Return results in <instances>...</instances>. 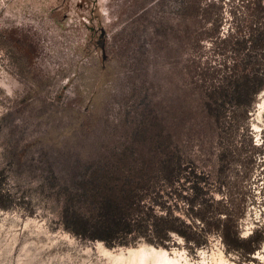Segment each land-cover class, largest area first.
I'll return each mask as SVG.
<instances>
[{
  "label": "rangeland",
  "instance_id": "rangeland-1",
  "mask_svg": "<svg viewBox=\"0 0 264 264\" xmlns=\"http://www.w3.org/2000/svg\"><path fill=\"white\" fill-rule=\"evenodd\" d=\"M182 1L0 0V167L13 197L0 207V264H130V248L151 261L264 264V85L232 104L234 121L209 125L188 71L222 56L200 31L216 25L184 19ZM242 10L222 1L215 34L233 33ZM159 135L179 161L182 192L204 179L240 236L262 238L258 248L228 250L214 231L198 246L175 234L158 248L140 238L108 247L64 228L65 179ZM7 148L15 158L4 157Z\"/></svg>",
  "mask_w": 264,
  "mask_h": 264
},
{
  "label": "trees",
  "instance_id": "trees-1",
  "mask_svg": "<svg viewBox=\"0 0 264 264\" xmlns=\"http://www.w3.org/2000/svg\"><path fill=\"white\" fill-rule=\"evenodd\" d=\"M222 1L183 0L179 7L184 19L216 25L214 30L200 31L211 37L222 56L206 68L188 71L189 83L196 87L197 108L214 127H220L227 116L234 121L238 109L232 104L242 107L264 85V0H234L245 16L233 33L223 37L215 34ZM11 51L19 69H24L25 60ZM248 66L253 69L251 74ZM113 154L116 157L111 161L90 164L59 187L60 221L70 232L108 247L140 238L158 248L175 234L189 245H202L214 231L228 250L245 255L258 248L262 238L253 232L240 236L221 207L222 198L209 193L204 179L191 186L190 194L182 192L177 176L180 164L167 135H159L148 146L123 145ZM15 156L7 148L4 157ZM7 181L5 167H0L2 208L13 199L4 186Z\"/></svg>",
  "mask_w": 264,
  "mask_h": 264
},
{
  "label": "bare ground",
  "instance_id": "bare-ground-1",
  "mask_svg": "<svg viewBox=\"0 0 264 264\" xmlns=\"http://www.w3.org/2000/svg\"><path fill=\"white\" fill-rule=\"evenodd\" d=\"M263 105L264 104H260V108H262ZM149 247H151L152 249H156L152 246ZM129 251L133 255L131 256L130 261L128 260L130 264H150V262H152V264H179L176 261L168 259L164 254H161V257L158 260L151 261V259H149L147 255L142 253V251H137L135 248H130ZM160 251L164 252V250H160Z\"/></svg>",
  "mask_w": 264,
  "mask_h": 264
},
{
  "label": "water",
  "instance_id": "water-1",
  "mask_svg": "<svg viewBox=\"0 0 264 264\" xmlns=\"http://www.w3.org/2000/svg\"><path fill=\"white\" fill-rule=\"evenodd\" d=\"M102 33H103V30H102ZM101 46V48L103 49V45H100Z\"/></svg>",
  "mask_w": 264,
  "mask_h": 264
}]
</instances>
